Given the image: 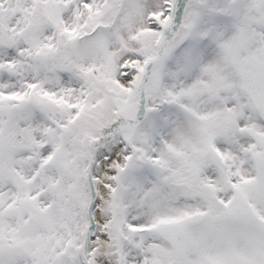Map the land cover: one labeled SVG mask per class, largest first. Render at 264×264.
Wrapping results in <instances>:
<instances>
[{
    "label": "snow or ice",
    "instance_id": "obj_1",
    "mask_svg": "<svg viewBox=\"0 0 264 264\" xmlns=\"http://www.w3.org/2000/svg\"><path fill=\"white\" fill-rule=\"evenodd\" d=\"M0 264H264V0H0Z\"/></svg>",
    "mask_w": 264,
    "mask_h": 264
}]
</instances>
